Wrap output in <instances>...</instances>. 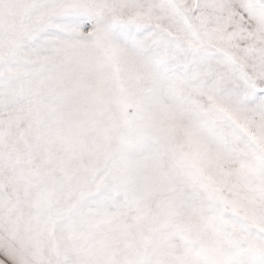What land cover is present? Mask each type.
I'll return each mask as SVG.
<instances>
[{"label": "snow or ice", "instance_id": "6c2138e0", "mask_svg": "<svg viewBox=\"0 0 264 264\" xmlns=\"http://www.w3.org/2000/svg\"><path fill=\"white\" fill-rule=\"evenodd\" d=\"M0 264H264V0H0Z\"/></svg>", "mask_w": 264, "mask_h": 264}]
</instances>
